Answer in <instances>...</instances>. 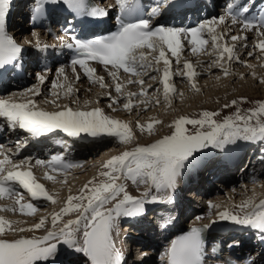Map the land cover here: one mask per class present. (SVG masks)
Masks as SVG:
<instances>
[{
  "label": "snow or ice",
  "instance_id": "snow-or-ice-1",
  "mask_svg": "<svg viewBox=\"0 0 264 264\" xmlns=\"http://www.w3.org/2000/svg\"><path fill=\"white\" fill-rule=\"evenodd\" d=\"M10 0H0V69L7 65H14L22 52V48L6 32V16ZM44 2L52 4L62 3L75 16L103 18L108 11L89 5L86 0H37L35 13L42 12L41 5ZM119 10L118 28L109 35L92 40L83 41L71 36V43H65L60 38L61 45L75 50L76 55L71 60L72 70L75 73L79 65L89 82L98 85L100 89H107L108 85L104 77L96 76L95 69L88 65V61H95L104 66H111L114 71H108V76L113 81L114 91L117 96H124L123 109L131 112L139 104L147 105L150 101L146 81L141 78L148 76L156 81L157 76H149V72L160 73L158 83L162 85V94L166 104H170L171 97L175 94V87L170 81L173 75L187 78L191 88H195L194 78L198 75L194 65L185 61L182 69L172 70V60L169 53L175 58L177 65L181 62V55L185 51L184 41H187L188 51L192 55L206 53L212 57L208 67H219L223 75H230V64L235 58L234 45L230 46L225 34H218L216 26L224 24V18H213L201 23L198 27L184 29L163 25H152V18L159 13V6L151 8L147 12L148 18L139 15L140 5L138 0H115ZM236 7V12L233 8ZM228 13L232 17V23L242 25V31L255 29L260 39L254 45V50L261 53V67H264V14L249 19L246 14L249 7L243 5H227ZM133 17H136L133 19ZM35 16L33 19L35 20ZM37 37L35 32L32 33ZM206 36L210 37V41ZM231 41L246 40V36L232 35ZM223 41V43H221ZM31 44V41H25ZM211 43V50L206 47ZM36 47L39 48V40L36 39ZM246 47V45H245ZM147 50V51H145ZM252 57L253 52H248ZM164 65L161 72L158 65ZM252 67L251 65H246ZM123 71L129 77L126 83H121L119 72ZM57 76L63 77L62 81H53V95L60 98L61 94L71 96L74 89L63 68L57 70ZM39 82L25 89L21 93H14L8 99L0 98V118L7 121L8 128L15 131L17 128L28 133L32 137H39L55 130H60L69 137H78L81 133L93 139L113 137L122 145L131 143L135 137L129 124L112 119L104 114L99 107L91 111H73L65 106L59 111H45L37 107V102L31 98L41 95V87L45 84V76L38 75ZM219 79V77H218ZM79 81V75H76ZM264 83V80L261 81ZM139 85V92L124 93L127 85ZM156 88L154 93H160ZM198 91V89H197ZM182 95V94H181ZM20 99H16L15 97ZM108 107L119 103L118 99L111 96ZM135 100V103H134ZM156 104L160 101L156 100ZM56 107V101H51ZM238 103H247L246 100H233L225 104V108L235 107ZM146 110V108H145ZM140 113H137L139 115ZM220 113L216 111H204L197 118L180 116L168 125L172 129L169 135L146 146H136L130 151L108 159L102 164L104 171L98 173L93 180H89L77 195H69L63 207L50 216V227L41 237L6 239L8 232H31L40 230L48 222V218L42 217L30 228H14L13 222L0 217V264H38L47 262L57 252L58 244L65 245L75 253L82 254L86 258V264H122L123 256L115 247L113 232L119 231L121 218H135L145 211V205L150 203L171 202V195H153L150 189L155 188L157 193L169 192L175 188L180 170L185 163L194 157V154L208 147L222 149L227 144H234L238 140L246 142L264 141V102H257L256 106L242 112L239 108L221 120L215 119ZM161 123L152 119L146 125L137 121L136 127L141 133L152 134L154 126ZM192 126L191 130L187 126ZM21 143L17 142L18 154ZM0 199H12L18 206V211L25 216H32L38 208L32 203H21L24 193L32 201L45 200L52 204L55 198L48 194L42 184L37 182L31 170L28 159L14 161L0 146ZM38 166H46L53 172L63 173L72 167L80 165L68 164L61 156H52L50 161L35 160ZM8 166V167H6ZM44 179L55 181L56 177L45 172ZM99 179L97 183L96 180ZM122 180H130L133 184H147L148 191H144L139 197L129 194ZM61 183L66 180L60 181ZM19 186L23 192L15 187ZM218 205L209 204V208ZM238 211L231 212L228 209L217 213L221 221H228L235 225L250 227L264 232V199L256 202L250 197L240 205L235 206ZM0 211H17L16 208L0 209ZM74 214V219H67ZM200 219V217H197ZM208 227H193L186 235L171 242L166 252L167 264H202L204 246L202 234Z\"/></svg>",
  "mask_w": 264,
  "mask_h": 264
},
{
  "label": "rangeland",
  "instance_id": "rangeland-1",
  "mask_svg": "<svg viewBox=\"0 0 264 264\" xmlns=\"http://www.w3.org/2000/svg\"><path fill=\"white\" fill-rule=\"evenodd\" d=\"M218 17H220V16L216 15L214 18H218ZM212 19L210 18V19H208L206 21H210ZM222 30L223 29H221L220 25L216 26V31H217L218 34H221ZM222 33H224V30H223ZM242 33L243 32H241V33L237 32L236 29H233V27H232V28H230L228 34L225 36V39H226L227 43L230 46H232V45L236 46L235 55H236V57L239 58V62H237L235 58L231 62V64H230V73L231 74L228 75L227 77H225L223 75V72H222V70L219 67H212V71H209L208 73H204L203 75L198 76L196 78L197 80H200L202 82L204 81L202 84L200 83L202 88L200 90H198V91L197 90H192V91H187V92L185 91L184 92V96H183V93L180 92V90H182L184 88L182 85H183L184 81H186L187 79L185 77H183L182 80L178 81L176 78H174V79H172L170 81V83L172 82L176 86L175 88H176V93L177 94L175 93V97L174 98L172 97L170 104H166L164 102V100H160V103L156 104L155 100H156L157 97L159 98V93L157 95V93H154V90L156 88H160L161 89V85L157 81H153V80L149 79L148 76H144L142 78L146 81L145 87H148L151 84H154V87H155L154 90H149L148 89L149 96L147 97V99L150 101V105H149V103L147 105H144V104L141 105V106H144V107L146 106L145 107L146 110L144 109L143 111H141L139 115H136L134 113L127 114V111H124V109H120L118 111H107L106 113L111 114L110 116H112L113 119L120 120V121H123V122L127 121L128 124L130 125V127L132 128L134 125H135L134 127H136L137 121H139L140 124L149 123L150 120H152V119L157 120L156 117H158V116L164 117L165 119H168V121H171L170 123H172L175 119L180 117V116H178V113H181V112L182 113L185 112V117L197 118L198 114L201 113V112H204V111H210V112L211 111H216V112L220 113V116L216 117L215 119L221 120L224 117L232 115L236 111L237 108H239L242 112H245L247 109L255 107L257 102H264V83H261V81L264 80V68L260 66L261 60L259 59V57L261 56V53L258 50H254V45L258 42L260 37L254 36L253 34H250L249 37L245 41H243V42H245V44H242V45H240L239 40H237L235 42L231 41L230 37L232 35L240 36ZM206 38H208L209 41H210V37L206 36ZM221 43H223V41H221ZM245 45H246V47H245ZM210 50H211V43H209V45L206 47V51H210ZM248 52H253V56L249 57L248 56ZM168 55H169V59L172 60V70L174 72L178 68L181 69L183 67V63L185 61H189L192 64H195L196 60H201L203 58H206V56H207L206 53H200L198 55H192L190 53V51H188V48H185V51L181 55V62H180L179 65H177L176 62H175V58H172L170 53ZM210 62H211V60H209V62H207L208 63L207 65H209ZM246 65H251L252 67H247ZM158 67L160 68V70L162 72L163 68H164L163 63L161 62V64L158 65ZM56 72L52 73V75H48L47 82L44 85L41 86V89L44 90L43 94H41L39 97L38 96H35L34 98L32 97L37 102V106H39L40 109L52 112V111H59L60 110V106H62V105L63 106H67V107H69L71 109H74L75 106H77L78 103L82 104V102H83V103L89 104L88 102H85L84 99H82L83 101H80L81 94L84 95V96H89L90 94L91 95L95 94L97 96L96 100L92 101L91 98L89 99L90 100V104L93 105V106L97 105V107H99V106H101L100 105L101 103H102L103 106L105 104L107 105V104L111 103L110 98L104 100V103H103V101H100L101 97H102V95H101L102 93L100 94V92L101 91L104 92L105 89H100L98 85L89 83L88 79L87 80L82 79L79 82H74V80H75V78H73L74 75L71 76L68 73H65V74L70 75V83L73 84V85L78 86V91L79 92L76 95L79 96V101L77 102V104L76 103L75 104H67L66 103L67 101H69V100L71 102L73 101V96L71 95V96L67 97V96H64L63 94H61L60 98L57 99V97L53 95V90L54 89L52 88V82L53 81H62L63 77H58V76L54 77V74ZM254 74H256L257 77H254L255 76ZM148 75L149 76H152V75L159 76L160 73L152 72V73H149ZM218 77H219V79H218ZM122 78L125 79L127 77H122ZM71 79H73V80L71 81ZM196 79L193 81V83L196 82ZM226 80H229V81H226ZM84 81H88V83L90 85L89 84L87 85V82L84 83ZM225 81L229 82L228 85H227V83H225ZM36 84H37V82H36V80H34L29 85H31V87H32V86H34ZM49 84H51V88H50ZM106 84L108 86L109 85L111 86L110 89L114 88V85L112 84L111 81H108ZM194 84H195V86L199 85V84H196V83H194ZM132 87H135V88L132 89L134 92H136V93L139 92V89H140L139 85H135V84L127 85L125 88L126 89H129V88L131 89ZM96 89L100 90V91L98 92ZM223 89H225L226 91H224ZM58 91H60V90L58 89ZM219 91L220 92H226L225 93L226 96L221 97V96H218V94H217L218 97H216V95H214V94L216 92H219ZM113 92L114 91H111V93H113ZM185 94H186V96H185ZM210 97L213 98L211 101H209ZM214 97H216V98H214ZM122 98L123 97H120L118 99L119 103L114 105V107H119L120 105H123V102L125 101V98L124 99H122ZM241 99L246 100L247 103H243V104L238 103L235 107H231V108H225L224 107L225 104H230L231 101H233V100L240 101ZM51 101H56V103L59 105V107H56L54 104L51 103ZM200 101L202 102L201 104L199 103ZM195 103H199L200 106L198 104L197 108L193 107L192 105H195ZM174 109H177V110H174ZM148 113H152V115L149 118H148V116H149ZM187 127L190 130L192 128V126H190V125L187 126ZM155 128L156 129H154V132L152 134H149L148 132H144V134H145V136L147 138L153 140V141H151V143H154L157 140H159V134L162 133L163 131H167V130L172 131V129H170L168 127V125H165L162 122L159 123V124H156ZM131 130H132V132L134 134L135 139L131 143L127 144V145H122V144H120L117 141L116 138L110 137V141L112 143L111 144L112 148H110V150L114 151V152L111 151V152L114 153V156L119 155L123 151H126V150L130 151L134 147L138 146L141 143V140L138 137L139 135L138 136L135 135V133H138V131H140V130L139 129H137L136 131H134L133 129H131ZM241 141L238 140L237 143L241 144L245 148L246 147L245 143H248V142H246V141H242L241 142ZM250 143H252V142H250ZM208 148H210L209 152H208L209 153L208 155H210V153L218 152L220 150V148H214V147H208ZM110 150L108 149L107 151H110ZM238 150H239V148H238ZM92 151H93V149L86 151L84 157L82 158V161L87 163V165H85V167H83L82 170L78 174L71 175L68 178L64 177L60 181L74 179V178H76L78 176H84L85 177V176H87L89 174L91 168H100L99 171H103L104 169L101 167L103 163L95 162V161H89V159L94 154V152H92ZM215 154H217V158H219V154L221 155V152H218V153H215ZM190 162H191V160H190ZM79 163H80V161H79ZM34 167H35V165H31V170H32L33 174L36 175L37 181L43 182L44 179L41 178V176L43 175L42 171L40 169H34ZM248 169H249V165L246 168H244V171L247 173ZM252 170H254V169H252ZM258 171H260V173H263L264 169L263 170H258ZM182 172H183V174H185V170H181L180 174ZM183 174L180 175V177L183 176ZM97 176H98V174H95L94 176H89L87 178V181L93 180ZM243 176H244V179L242 178V180H240V177H238V175L236 173H234V172L231 173V174H228L225 177L223 175L220 176V178H219L220 181L224 180V179H228L230 181H233V183H234V185H233L234 187L233 188L234 189L232 187H231L232 190L230 188L227 189L224 186L223 187L222 186L221 187L217 186V187H213L212 188L211 192L209 193L210 196L208 197V199L212 200V205H218V207H213L211 209L209 208L208 216H215V215L217 216L218 212L223 211L225 209H228L231 212H237L238 210L235 209L236 208L235 206L240 203L239 201L244 200L243 197L241 196V194H238L236 192L237 188H239L240 185H242V184L246 185L245 189L248 187L245 190V192L243 193L244 197L249 195V194H251L252 192L253 193L254 192H262V193L264 192L263 180L261 181V179L260 180L258 179L259 180V182H258V180L255 179V180H250V182H249L247 180L251 179L252 175L251 174H245ZM219 179L216 180V182H217L216 184H219ZM177 181H179V179ZM52 182H49V184L52 183ZM96 182L98 183L99 179H97ZM120 182L125 184L126 189H127V191L129 192L130 195L131 194L132 195L141 194L142 192H144L145 190H147L149 188L147 184L135 185L130 180H122ZM257 183H259V185H257ZM52 184L54 186H56V185L63 184V183H61V182H57V183L53 182ZM251 184L252 185L254 184V186L251 187ZM53 185H51V186H53ZM179 185H180V183H179ZM177 186L178 185H177V182H176V186L175 187H177ZM180 189H181V187H180ZM217 189H220V191H219L220 194H213V192H217ZM21 192H23V190ZM156 192L154 194L157 195L158 193H156ZM168 194L169 193H167L166 195H168ZM247 197H249V196H247ZM254 198L256 199V202H259L257 196H254ZM27 199L29 200V203H30L29 196H27ZM66 200H64V202ZM61 201L62 200L60 198H58L56 200L55 204H52V203L50 204L49 203L46 206L40 207V210H42V212L40 214L43 215V217L48 218V222L44 225V228L41 229L39 234H42L43 231H46V229H48L51 226L50 225V216H48L46 214L49 213L50 210L52 212V210L60 207V205L62 203ZM3 202L12 203L13 201H3ZM151 208H148V209H151ZM145 210H146V208H145ZM39 211H37V212H39ZM2 212H3V214L5 213L6 216L1 214ZM6 212H9V211H0V215L3 216L4 218H16L17 220H20V221H18V224H20V225L21 224H30V225L32 224L33 225L34 223H36L38 221V220L34 219L33 217L35 216V214H39V213H35L32 216H28L29 218H21V217L7 215L9 213H6ZM171 213H172V211H170L169 214H168V212L165 213V214L167 216H169ZM72 217L75 218V215L72 214V215H70L68 217H64V221H66L67 219H73ZM168 218L170 220L173 219L170 216ZM213 218H215V217H213ZM211 219H209V220H211ZM208 222H210V221H208ZM123 226L124 225H122V227ZM143 226H145V230H149V227H147L146 224L143 225ZM143 226H142V228H143ZM120 229H123V228H121V225H120V222H119V231H118V233L115 232L114 235H119V233L121 232ZM43 233H45V232H43ZM125 233H126V231H125ZM11 235L12 234H10V235L8 234L7 236H11ZM25 238H27V237H25ZM122 238H124V237H122ZM229 240H231V239H229ZM124 242H125V240H124ZM128 242H129V240H128ZM70 252H71V255L73 257H75V261L76 260L79 261V262L83 261V260L85 261V259L82 256V254L75 253L71 249H68L66 246L65 247H58L57 246L56 254L57 253H64V254L68 255L67 253H70ZM38 264H42V262H38ZM84 264H85V262H84Z\"/></svg>",
  "mask_w": 264,
  "mask_h": 264
},
{
  "label": "bare ground",
  "instance_id": "bare-ground-1",
  "mask_svg": "<svg viewBox=\"0 0 264 264\" xmlns=\"http://www.w3.org/2000/svg\"><path fill=\"white\" fill-rule=\"evenodd\" d=\"M15 4H17L16 2H14ZM221 13H223V10L221 11ZM223 18H224V24H220V27H221V29H223L224 30V33H222L223 32V30H222V32H221V34H225L226 33V35L228 34V32H229V30H230V28H237V29H242V27L241 26H238V25H234L232 22H230V25H229V27L225 24L226 23V21H229L228 19H226V17L225 16H222ZM207 18V17H206ZM252 32H255V30H252V31H244L240 36H246L247 38L249 37V35L250 34H255V33H252ZM18 34H25V32H22L21 31V29L17 32ZM16 32H15V34H17ZM22 36H24V35H22ZM254 36H257V34H255ZM24 37H26L28 40L27 41H31L32 43L31 44H28L29 45V47L31 46H35L36 45V43H33L34 41H36V39L38 38V40H39V36L37 35V37L36 38H34L33 36H30V35H25ZM258 37V36H257ZM16 38H18V36L16 37ZM40 41V40H39ZM243 41H245L244 39H239V42H240V45H242V44H245V42H243ZM235 48H236V46H234ZM209 58V59H208ZM214 57H212V56H210V55H208L207 54V56H206V58H203V59H201V60H196V63L195 64H193L194 65V67H195V70L197 71V73H198V75L194 78V80L198 77V76H201V75H203L204 73H208L209 71H212V67L210 68V67H208V63L207 62H209V60H212ZM195 62V61H194ZM211 63V62H210ZM261 65V64H260ZM264 68V67H263ZM182 69V68H181ZM214 69V68H213ZM64 71H65V69H64ZM174 72V71H173ZM52 73H54V72H51L50 73V75H52ZM149 73H152L151 71L149 72ZM175 73V72H174ZM255 76L254 77H257V75L256 74H254ZM43 76H45V80H46V82H47V80H48V73H46V74H43ZM57 76V72L54 74V77H56ZM66 76H67V78H68V81L70 82V75H68V74H66ZM73 78H75V75H74V77ZM174 78H176L178 81L179 80H182V76H180V75H173V78L172 79H174ZM82 79H84V74H83V71L79 74V80H82ZM129 78H121V80H120V82L121 83H126V81L128 80ZM187 79V78H186ZM109 81V78L108 79H104V81ZM158 80H159V76H157V82H158ZM193 80V81H194ZM29 81H30V79H29ZM226 81H229V80H226ZM225 81V83H227V85H228V83L229 82H226ZM204 82V81H203ZM202 81H200V80H197L196 79V82H194V83H196V84H199L198 86H196L195 88H191L190 87V85H189V81L188 80H186V81H184V83H183V89L182 90H180V92L181 93H183V96H184V92L186 91H192V90H200L202 87H201V85H200V83L202 84L203 83ZM74 83V82H73ZM154 83V82H153ZM156 83V82H155ZM172 83V82H171ZM221 83V82H220ZM38 84H39V82H38ZM173 84V83H172ZM174 85V84H173ZM71 86H72V88L74 89V91H73V93H72V96H73V101L71 102L70 100L69 101H67L66 103L67 104H77V102L79 101V96L78 95H76V94H78V86H76V85H73V84H71ZM41 87V86H40ZM110 85L108 86V88L107 89H105V91L104 92H100V94L102 95V97H101V100L100 101H103V103H104V100H106V99H108L109 98V96H108V92L111 90L110 89ZM174 87H176L175 85H174ZM206 87V86H205ZM227 87V86H226ZM25 89H27V88H25ZM25 89H23V90H21L20 92L18 91V92H16V94H18V93H21V92H23ZM133 88H131L130 90H127L126 88H124L123 89V92L126 94V93H129V92H134L133 90H132ZM149 90H154L155 89V87H154V84H151V87L150 88H148ZM227 89V88H226ZM14 90H16V89H14ZM97 90V89H96ZM175 90H176V88H175ZM224 91H226L225 89H223ZM43 91L44 90H42L41 89V94H43ZM54 91V90H53ZM55 91H58V89H56ZM98 92L100 91V90H97ZM111 92V91H110ZM161 93H159V98L157 97L156 98V100H164V98H163V94H162V85H161V91H160ZM12 92L11 91H9L8 92V95L7 96H5L4 98L5 99H7V98H10V97H12L13 96V93L11 94ZM175 93H176V91H175ZM225 93L226 92H216L214 95H216V97H218V96H221V97H224V96H226L225 95ZM177 94V93H176ZM217 94H218V96H217ZM157 95H158V93H157ZM156 95V96H157ZM40 96V95H39ZM38 96V97H39ZM65 96V95H64ZM111 96L113 97V98H116V99H119L120 97H123L122 99H124V96H117V94L116 93H111ZM185 96H186V94H185ZM213 96V95H212ZM68 97V96H67ZM172 97L174 98L175 97V94H173L172 95ZM172 97H171V99H172ZM216 97H214V98H216ZM15 98H18V96L17 97H15ZM32 98V97H31ZM92 99V101H94V100H96L97 99V96L95 95V94H90L89 96H84V95H82L81 94V96H80V101H83L82 99H84V101L85 102H88L89 104H86V103H83L82 102V104L81 103H78L77 104V106H75V108L74 109H72L73 111H91V110H93L94 108H97V105H91L90 104V100L89 99ZM213 98L212 97H210V100L209 101H211ZM155 100V101H156ZM187 101V100H186ZM125 102V101H124ZM123 102V103H124ZM165 102V101H164ZM108 103V102H107ZM134 103H135V100H134ZM200 104L202 103L201 101L199 102ZM199 103H195V105H192L193 107H195V108H197V106H198V104ZM212 103V102H211ZM81 104V105H80ZM122 104V103H121ZM200 104H199V106H200ZM101 106H99V108H101L102 110H103V112H104V114L105 115H107V116H109V117H111L112 119H113V117L112 116H110L111 114H108V113H106L107 111H113V109L112 108H109L108 107V105L109 104H105L104 106L102 105V103L100 104ZM120 105V104H119ZM142 104H139V105H137L136 107H134L133 109H132V111L131 112H128L127 111V114H129V113H134V114H136L137 115V113H140L141 111H143L144 109H145V107L144 106H141ZM149 105H150V103H149ZM38 107V106H37ZM62 107V108H61ZM65 106H60V110H62L63 108H64ZM113 107H114V105H113ZM185 107V106H184ZM117 110L116 111H118V110H120V109H123V105H120L119 107H115ZM57 109V108H56ZM179 109V108H178ZM174 110H177V109H174ZM124 111H126V110H124ZM122 113V112H121ZM149 114V116H148V118L152 115V113H148ZM157 116V115H156ZM178 116H185V112H181V113H178ZM157 118V120H159V121H161L163 124H165V125H169V124H171L170 122L171 121H168V119H165L164 117H161V116H158V117H156ZM125 123H127L128 124V122L127 121H124ZM147 123H143L142 125H146ZM130 126V125H129ZM135 126V125H134ZM133 126V127H134ZM131 128V129H133L134 131H136L138 128H136V127H134V128ZM154 129H156L155 128V126H154ZM56 132H57V135H59L60 137H63V138H68V139H70L69 138V136H67V134H65V133H63L62 131H60V130H56ZM154 132V131H153ZM171 133V131L170 130H167V131H163L162 133H160L159 134V139H161L163 136H165V135H169ZM7 134H8V136L5 138V139H8L6 142H4L3 143V145H5V146H7V145H9L8 143H9V141L10 140H13V138L14 137H16V136H25V135H23V134H21V133H18L16 130L15 131H13V130H10L9 132H7ZM82 135H85V137H86V142H78L77 144H75L74 145V150H73V154H72V158L73 159H75L76 160V162H77V160H80V163H77L76 165H80V167H72L71 169H68L67 170V173H65V172H63V173H52V174H50V173H48L49 175H53V176H55L56 177V179H55V181H53V182H55V183H57V182H60V180L62 179V178H64V177H70L71 175H74V174H78L81 170H82V168L83 167H85V165H87V163H85L84 161H82V158L84 157V155H85V153H86V151L87 150H92L93 149V151L92 152H94V154H93V156L89 159V161H95V162H100V163H104V162H106L108 159H110L111 157H113L114 156V151L113 150H110V148H112L111 146V141H110V137H103V138H100V139H93L92 137H89V136H87L86 134H84V133H81ZM135 135L136 136H138L139 137V139L141 140V143L139 144V146L141 145V146H145V145H148V144H150L151 143V141H153L152 139H149V138H147L146 136H145V134L144 133H141L140 131H138V133H135ZM147 135V134H146ZM10 146V145H9ZM241 144H239V143H234V144H227V145H225L224 147H223V151H221V155H224V156H226V153H232V152H238L239 151V153H240V151L242 150V149H244V147L242 146ZM238 148H239V150H238ZM242 148V149H241ZM95 149V150H94ZM110 150V151H107V150ZM33 150H35V151H38L36 148L35 149H33ZM111 151H113V152H111ZM37 153H40V150H39V152H37ZM112 153V154H111ZM30 155V153L29 152H25L24 154H23V156H25L26 157V159H28L29 161H32V159H31V157H28ZM220 155V154H219ZM11 158H13V159H15V161H20V160H22V158H24V157H17V159L14 157V156H11ZM41 160V159H40ZM31 163V162H30ZM31 165H32V163H31ZM33 165H35V162H34V164ZM189 165H190V160L188 161V162H186L185 163V167L184 168H182L181 170H185V174H183V172L180 174V175H182L183 174V176L186 178V179H188L189 177H192L194 174H193V171H190V168L191 167H189ZM36 166V165H35ZM6 167H8V166H6ZM36 167H34V169H35ZM100 170V168H91L90 169V172H89V174L87 175V176H78V177H76V178H74V179H69V180H66V182H64L63 184H59V185H56V186H54L52 183H50V185L48 184V183H44V182H39V181H37V182H39L40 184H42L43 186H44V188L46 189V191L48 192V194H50V195H52L54 198H55V200H57L58 198H60L62 201V203H61V205H60V207H58V208H56V209H54V210H52V212H51V210H50V212L49 213H47L46 215H48V216H51V214H53L54 212H57V211H59V209L61 208V207H63V205H64V200H66L67 199V197L69 196V195H77L79 192H80V189L81 188H83V186L88 182L87 181V178L89 177V176H94L95 174H98L99 172H101V171H99ZM180 170V171H181ZM104 171V170H103ZM44 174H45V172L43 173V175L41 176V178H43L44 179ZM252 174V173H251ZM180 175L177 177V180L179 179V181H176L177 182V188H174L175 190H170L169 192H167V193H169L168 195H170V194H172V193H177V194H179V192H180V186H181V181L183 180V176H181L180 177ZM264 171H263V173H260V171H255L254 173H253V177L252 178H256L257 180L259 179H261V181L263 180V183H264ZM39 177V176H38ZM248 177V176H247ZM242 178L244 179V176H241V178H240V180H242ZM250 178V177H249ZM44 180H46V179H44ZM259 180H258V182H259ZM219 182L221 183V185L220 186H224L225 188H230L231 190H232V188L234 187L233 185H234V183H233V181H230V180H228V179H224V180H219ZM250 182V181H249ZM257 182V181H256ZM255 182V183H256ZM179 183H180V185H179ZM217 183V182H216ZM216 183H214L215 185H216ZM51 185H53V186H51ZM250 185V184H249ZM257 185H259V183H257ZM264 185V184H263ZM230 186V187H229ZM245 186L246 185H240V187L239 188H237V193L238 194H241V196L243 197V199L244 200H246V199H248V198H250V197H254V196H257V198H258V200H260V199H264V192L262 193V192H252L251 194H249V195H247V196H249V197H247V196H243V193L245 192V190L248 188H246L245 189ZM254 186V184L252 185L251 184V187H253ZM17 187H18V189L20 190V191H22L23 189H20L19 188V186L17 185ZM232 187V188H231ZM250 187V186H249ZM234 189V188H233ZM146 191V190H145ZM220 189H217V192H213V194H220ZM219 192V193H218ZM233 192V191H232ZM157 193V192H156ZM166 193V194H167ZM236 193V194H237ZM133 196H137V195H133ZM213 196V195H212ZM216 196V195H215ZM221 197V196H220ZM30 198V197H29ZM214 199V198H213ZM240 199V198H239ZM6 199H0V209H3V207H6V208H16L17 209V211H15V212H19L18 211V206L17 205H15V203H14V201L12 202V203H8V202H3V201H5ZM244 200H241V201H239L240 203L238 204V205H240L241 203H242V201H244ZM256 200V199H255ZM6 201H11L10 199L9 200H6ZM30 203H32V204H34L37 208H38V210H40V207H42V206H46L47 204H49L50 202H48V201H45V200H37V201H32L31 200V198H30ZM207 204L206 205H209L211 202H206ZM51 204V203H50ZM153 205H156V203H150V204H147V205H145V208H151ZM236 210H238L237 208H235ZM169 216H171V218H176V217H181V214L179 213V212H177V211H172V213L169 215ZM0 217H2L3 219H5V220H8V221H11V222H13V227L14 228H20V227H24V228H30L31 227V225L30 224H18V221H20V220H17L16 218H4L3 216H1L0 215ZM43 217V215H41V214H35V216L33 217L34 219H36V220H40L41 218ZM128 220H129V218H121L120 219V221L119 222H121V223H127L128 222ZM213 220H215V221H220L217 217H215V218H212L211 220H209V221H213ZM37 221V222H38ZM127 221V222H126ZM34 222V221H33ZM128 224V223H127ZM140 224H143V225H145L146 223L145 222H143V223H140ZM126 226L127 225H124L123 227H124V229H120V233H119V235H114L113 236V241H114V244H116L115 245V247H116V249L118 250V251H120V252H126L125 250H127L128 251V247H126L127 245V243H125L124 241H122V240H125L124 238H122V237H124V231L127 229H131L132 227H129V228H126ZM121 227H122V225H121ZM44 228V227H43ZM43 228H41V229H43ZM137 228H139V227H136V228H134V233H136V235H137V237L140 235H138V233L137 232H139V231H137ZM41 229L40 230H35V231H31V232H28V231H26V232H19V231H17V232H8V234L10 235V234H12L11 236H7L6 235V239H9V240H11V239H17V238H25V237H27V238H33V237H41V236H43V235H45L46 234V231H43V232H45V233H43L42 232V234H39L40 233V231H41ZM45 230V229H44ZM39 231V232H38ZM38 232V233H37ZM127 235H130V234H127ZM132 237V239H131V241H129V243L130 242H133L134 243V241L136 240V237H133V236H131ZM128 241V240H127ZM147 245H148V247H149V244L147 243V242H140V243H138V244H132L131 246H129V248H130V264H135L132 260H138L139 258H140V256L139 257H137L136 258V256H132L134 253H133V251H135V250H139V252H141L140 254L142 255V254H146L147 252H146V248H147ZM141 247H143V248H141ZM245 246H243L242 247V250L243 251H250V250H252V248L251 247H245ZM125 249V250H124ZM132 252V253H131ZM71 253V252H70ZM262 255L260 254L258 257H261ZM141 258H142V256H141ZM49 261V260H48ZM47 261V262H48ZM77 261V260H76ZM257 261H260L262 264H264V256L263 257H261V259H257ZM77 262H79V261H77ZM46 262H42V264H45ZM143 264H145V261H144V263Z\"/></svg>",
  "mask_w": 264,
  "mask_h": 264
}]
</instances>
